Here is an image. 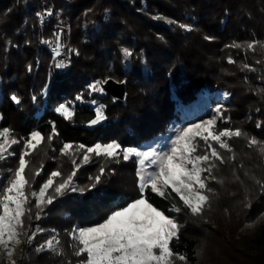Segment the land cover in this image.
I'll return each instance as SVG.
<instances>
[{
	"label": "trees",
	"instance_id": "16d2710c",
	"mask_svg": "<svg viewBox=\"0 0 264 264\" xmlns=\"http://www.w3.org/2000/svg\"><path fill=\"white\" fill-rule=\"evenodd\" d=\"M41 11L52 13L43 23ZM59 25L68 29L61 35V42L67 44V63L52 75L55 61L46 42L54 38L53 28ZM250 42H259L255 50L247 48ZM233 43L241 47H231ZM260 44H264V0H0V128L16 121L18 137L32 131L49 135L54 127L68 142L90 145L118 140L123 147H137L180 123L171 93L187 105L201 89L223 90L232 99H242L246 107L237 83L245 89L251 82L261 87L249 97L258 99L251 105L260 125L254 131L264 136ZM124 49L132 55L126 57ZM245 64L254 67L255 75L243 69ZM108 79L124 82L123 101L103 90L89 92L92 83ZM247 79L254 83L243 81ZM72 97L81 101L76 99L73 115L66 119L56 107ZM93 101L104 106L106 117L96 125L90 123L96 114ZM118 167L129 181H114L110 168L105 169L107 179L66 207L78 225L96 224L115 210L114 205L125 206L140 197L135 163ZM145 196L166 215L173 202L182 206L175 193L166 199L148 189ZM246 212L249 222L264 213V191ZM178 214L188 224L199 223V217L186 208ZM196 241L183 228L170 246L186 256V264H195ZM255 244L264 264V218L256 228Z\"/></svg>",
	"mask_w": 264,
	"mask_h": 264
},
{
	"label": "rangeland",
	"instance_id": "374dc122",
	"mask_svg": "<svg viewBox=\"0 0 264 264\" xmlns=\"http://www.w3.org/2000/svg\"><path fill=\"white\" fill-rule=\"evenodd\" d=\"M40 19H42V16L39 18V22L43 23ZM182 28L188 30L190 26L186 25V27ZM53 29L54 40L58 34L60 37L59 42L61 46L63 45V47H65V52L67 44L61 42V35L66 33V28L59 25V28ZM50 40L52 39L47 40L46 45L55 61L58 57H61L63 49L61 47L60 56L55 55V52L51 51V46L53 45H50ZM57 64L58 63L53 64V71L51 70L52 75L57 73L55 72L57 71ZM64 65L65 63L63 66ZM238 66L240 67V65ZM58 68L59 67H57V69ZM252 69H254V67ZM250 72L251 76L255 75L254 70H250ZM251 80L253 82V79L243 81L246 83ZM116 82L124 83L119 81ZM95 83L97 82L92 84ZM101 83H105V81ZM237 85L239 93L245 96L246 107L241 105V102H243L242 99H232L230 95L223 90L216 91L215 93H207V91L201 89L196 93L195 99L187 105L179 103L180 100L177 95L171 93V99L177 102L178 111L180 113V123L170 128L168 133L150 141H146L137 147H123L118 140L97 141L90 145H86L85 143L76 141H65L56 133L55 135H53V133L42 135L44 137L43 142L26 157L29 164L25 170V175L30 183V188L26 190L29 192L38 190V187L47 179L52 171L59 170L62 175L66 177L73 169L72 160H76L77 163L81 165L74 178V184L77 188L89 189L94 182V177L99 174L101 167H103L104 170L110 168L108 174H111L114 181H125V177H121V169L118 166L119 163L123 164L128 161H130L131 164L135 163L136 181L139 187L140 165L137 157L131 156L128 160H124L122 151H119V154L115 158L91 154L90 162L85 163L82 159L83 151H78L77 146L83 144L85 148H87L97 143L107 144L115 142L120 145L121 150L136 148L139 151L151 149L167 151L182 129L187 128L191 124L200 123L203 120L216 117L217 131L229 125L228 128L230 129H241L244 135L239 138L233 137L229 141L232 152L219 149L218 145L213 142V146L217 147L218 151L223 156L224 163L216 161L215 163L217 166L213 168L211 174H202V177L206 180L208 188H210L211 191L205 192V194L209 196V203L205 206L201 214L196 215L199 217L197 220L199 223L197 225L188 224L174 211H171L168 215L177 221L179 230L185 228L186 232L197 240L195 264H261L262 258L255 244V232L262 218H264V213L253 222L245 220L247 215L246 211H248L251 201L256 199L261 192L264 191V153L260 151V145H264V136L255 134L254 126H257L259 122L255 119V116L253 117L251 114V105L257 104L258 99L251 100L249 98L253 95V90L256 91L258 89L260 91L261 87L255 86V84L252 86L251 82L247 84L249 86L245 89L244 85L239 83H237ZM87 89L86 91H89ZM89 92H92V90L90 89ZM95 93L100 94L101 91H96ZM76 99L77 97L63 99L60 104H65L72 112L76 104ZM79 101H81V99H79ZM249 101L250 103L248 104ZM60 104L57 105L56 109ZM92 104L95 110L98 108L104 110L102 104H96L95 101H93ZM217 107H221L220 114L216 112ZM58 113L65 118L62 113ZM1 122L2 118L0 117V123ZM6 127L10 128L14 133V136L10 138H15L19 140L20 143L12 146L10 151L13 155H10L6 160L0 161V179L4 178L8 170H14L18 166L19 155L24 147L23 142L31 134L18 137V124L16 121L8 122ZM50 136L52 138L48 139ZM251 138H255L260 144L250 146L248 141ZM65 143L73 145V149L70 150L68 155H63L61 153V149ZM199 144L198 154H203L205 147L204 143L200 141ZM41 167L43 169L41 175L35 176V172L41 169ZM148 170L151 171V169ZM106 175L107 173L104 171L101 181H103L102 178H108H106ZM124 175H126V173H124ZM57 179L59 180L61 178ZM107 181H109V179ZM51 191L50 189L49 192ZM88 191L90 190H86L83 193L79 191H69L66 195L59 197L54 204L47 206L43 213H41L40 219H36L37 210L34 207V202L30 203L29 207L32 210L31 219H28V217L24 218L25 227L19 237L20 243L12 245L13 256L11 259L15 261V264H69V262H71V264H77L78 258L72 255L73 249L71 245L74 241L69 233L73 227L80 225H78L76 220L74 221L73 217L70 216V213L65 209L73 203V199L82 197L84 193ZM94 225L95 224L88 226ZM37 227L43 229V231L38 232L32 242L29 243L28 236L31 235ZM53 236L60 242L56 246L55 251L49 249H44L40 252L36 251V248ZM61 251L63 254H58ZM79 259H83V257ZM184 263L185 262L179 260L175 261V264ZM0 264H9V258L2 248H0Z\"/></svg>",
	"mask_w": 264,
	"mask_h": 264
},
{
	"label": "snow or ice",
	"instance_id": "6c2138e0",
	"mask_svg": "<svg viewBox=\"0 0 264 264\" xmlns=\"http://www.w3.org/2000/svg\"><path fill=\"white\" fill-rule=\"evenodd\" d=\"M51 14L47 13V15ZM181 27L186 26L181 25ZM59 41L60 37L57 34L55 55H60ZM258 43L250 42L247 48L255 50ZM231 47L240 48L241 45L233 43ZM260 47L264 48V44H260ZM123 51L126 57L132 55L127 49ZM229 63L234 61L229 58ZM60 66L62 65L57 64V67ZM242 67L246 70H254L247 64ZM89 87L94 92L103 90L99 82ZM12 100L17 104L20 103L15 95L12 96ZM56 111L62 113L65 118L73 115L65 104H60ZM216 112L220 114L221 107H217ZM104 119L106 117L103 110L98 108L95 119L90 123L96 125ZM53 135H55L54 127ZM243 135L241 129L224 128L217 131L216 117H213L182 129L167 151L157 149L139 151L136 148L121 150L120 145L115 142L97 143L87 148L83 144L78 145L77 150L83 151L82 159L85 163L90 162L91 154L115 158L119 151H122L124 160H128L131 156L137 157L140 165V197L127 203L126 206L114 205L116 210L111 211L102 222L94 226H75L71 229L69 235L74 241L71 245L72 255L78 258L77 264H175L176 260L186 264V256L175 253L170 246L174 240L178 239L179 224L173 217L154 207L145 196V192L150 189L152 193L166 199L171 196V193H175L182 202V206H178L179 202H173L171 211L179 213L186 208L193 215L201 214L209 203V196L205 192L211 191L202 174H211L213 168L217 166L216 161L224 163L223 156L217 147L213 146V142L219 149L232 152L229 141L233 137L239 138ZM13 136L14 133L10 128L0 129V161L13 155L10 151L12 146L20 143L19 140L10 138ZM51 138V136L48 137V139ZM43 140L44 137L40 132H31L23 142L24 147L19 155L18 166L14 170H8L4 178L0 179V248L6 252L9 264H15V261L11 259L12 245L20 243L19 237L25 227L24 218L31 219L30 203L34 202L37 210L36 219H40L41 213L47 206L54 204L59 197L66 195L69 191L83 193L96 188L101 183V177L105 171L103 167L100 168L99 174L94 177V182L89 189L77 188L74 178L81 165L76 160H72L73 169L66 177L59 170L52 171L38 190L27 191L30 183L25 175L29 164L26 157L37 149ZM200 141H203L205 146L203 154H198ZM248 143L250 146L260 144L255 138H251ZM71 149L73 145L65 143L61 153L68 155ZM260 151L264 153V145H260ZM42 170V167L37 170L35 176L41 175ZM50 189L51 192H49ZM169 189L171 192L168 191ZM41 231L43 229L37 227L28 236V242L31 243L36 234ZM59 243V240L53 236L36 248V251L40 252L44 249L55 251ZM58 254L63 253L61 251ZM81 257L83 259H79Z\"/></svg>",
	"mask_w": 264,
	"mask_h": 264
},
{
	"label": "water",
	"instance_id": "95a60500",
	"mask_svg": "<svg viewBox=\"0 0 264 264\" xmlns=\"http://www.w3.org/2000/svg\"><path fill=\"white\" fill-rule=\"evenodd\" d=\"M102 89L105 93L109 94L118 101H123L125 97L124 83H118L113 79H108L105 83H101Z\"/></svg>",
	"mask_w": 264,
	"mask_h": 264
},
{
	"label": "built area",
	"instance_id": "2783aa9c",
	"mask_svg": "<svg viewBox=\"0 0 264 264\" xmlns=\"http://www.w3.org/2000/svg\"><path fill=\"white\" fill-rule=\"evenodd\" d=\"M42 13H40V17L42 16V19H40L42 22L48 20V18L51 16V15H47V13H49L48 11H41ZM39 17V18H40ZM56 29L59 28V26H56L55 27ZM66 33H68V29H66ZM60 43V42H59ZM50 45H53L51 46V51L52 52H55V46H56V39L54 40V38L52 40H50ZM61 46V44H60ZM63 51L61 53V57H58L56 60H55V63H58V64H64V63H67V59H66V56H65V47H63V45L61 46ZM63 54V55H62ZM60 56V55H59Z\"/></svg>",
	"mask_w": 264,
	"mask_h": 264
}]
</instances>
